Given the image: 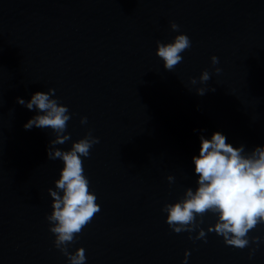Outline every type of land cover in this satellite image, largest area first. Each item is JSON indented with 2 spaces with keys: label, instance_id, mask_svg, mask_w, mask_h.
Segmentation results:
<instances>
[{
  "label": "water",
  "instance_id": "1",
  "mask_svg": "<svg viewBox=\"0 0 264 264\" xmlns=\"http://www.w3.org/2000/svg\"><path fill=\"white\" fill-rule=\"evenodd\" d=\"M178 34L192 46L169 72L156 42ZM49 88L72 114L53 150L89 131L100 141L81 157L100 211L70 253L83 248L85 264H182L185 251L187 264H264V223L241 249L208 231L218 212L177 234L161 211L198 187L201 135L221 132L246 158L264 146V0H0V264H69L46 220L48 189L63 195V162L47 157L56 133L26 130L43 113L17 103Z\"/></svg>",
  "mask_w": 264,
  "mask_h": 264
},
{
  "label": "clouds",
  "instance_id": "2",
  "mask_svg": "<svg viewBox=\"0 0 264 264\" xmlns=\"http://www.w3.org/2000/svg\"><path fill=\"white\" fill-rule=\"evenodd\" d=\"M170 27L173 31H179V25L175 22H171ZM156 45L155 54L163 61L164 69L172 72L183 60L181 53L189 50L192 42L186 34H178L172 42L158 40ZM210 59L212 65L219 63L215 55ZM214 71L219 74L222 70L217 67ZM209 79L210 73L204 70L199 82L203 84ZM190 82L195 85L197 79L190 78ZM54 93L55 90L51 88L47 92L37 91L27 102L17 97V103L28 110L35 108L43 113L30 118L23 125L26 130L33 127L50 128L56 133V139L51 140L47 147V157L52 161L60 159L63 162L59 178L54 181L55 188L62 190L63 195L60 196L52 188L48 189L52 198V211L46 220L50 224L49 231L55 236L54 246L68 258L69 264H85V250L78 248L73 254L68 251V245L75 241L100 211L97 197L90 190L89 180L84 174L81 159L89 157L92 147L100 141L89 131L72 143L70 150H53L55 145H62L70 139V134L65 133L72 115L67 106L52 98ZM196 94L203 96L205 89L198 88ZM80 123L86 124L87 117H81ZM199 139V155L192 157L194 171L198 175V187L195 191L187 189L185 199L166 203L161 211L167 213L166 223L177 234L191 232L193 229L189 226L195 223L197 216L202 219L208 212H218V222L208 231L222 236L226 245L243 249L249 243L245 238L249 231L264 223V146L256 147L252 155L246 158L241 155L243 147H233L219 131L213 132L210 139L203 135ZM167 179L169 182L174 181L172 176ZM205 235L201 230L195 239H204ZM189 239L193 238L190 236ZM188 256L189 252L185 251L182 264H187Z\"/></svg>",
  "mask_w": 264,
  "mask_h": 264
}]
</instances>
